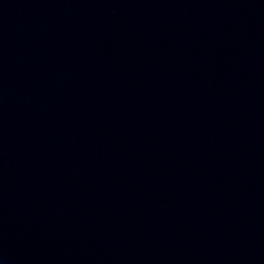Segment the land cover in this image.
Returning a JSON list of instances; mask_svg holds the SVG:
<instances>
[{
    "label": "water",
    "instance_id": "water-1",
    "mask_svg": "<svg viewBox=\"0 0 264 264\" xmlns=\"http://www.w3.org/2000/svg\"><path fill=\"white\" fill-rule=\"evenodd\" d=\"M0 264H264V0H0Z\"/></svg>",
    "mask_w": 264,
    "mask_h": 264
}]
</instances>
